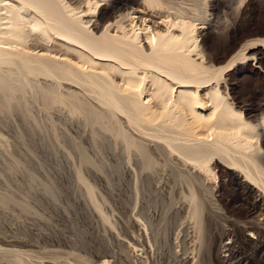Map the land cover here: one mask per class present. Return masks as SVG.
Wrapping results in <instances>:
<instances>
[{
  "label": "rangeland",
  "instance_id": "374dc122",
  "mask_svg": "<svg viewBox=\"0 0 264 264\" xmlns=\"http://www.w3.org/2000/svg\"><path fill=\"white\" fill-rule=\"evenodd\" d=\"M65 1L92 31L100 28L99 37L107 25L100 10L106 1L121 3ZM161 1L175 8L148 15L165 26L176 18L193 22L198 61L216 72L208 85L218 82L257 129L264 169V0ZM27 43L35 53L61 51L34 33ZM54 81L35 80L44 89ZM77 87L62 82L63 91L84 93ZM6 95L0 93V264H264V193L234 166L215 158L207 170L193 169L145 138L155 161L149 170L138 150L128 152L113 132L62 102L46 109L28 88L5 107ZM192 191L203 200V233Z\"/></svg>",
  "mask_w": 264,
  "mask_h": 264
},
{
  "label": "bare ground",
  "instance_id": "6f19581e",
  "mask_svg": "<svg viewBox=\"0 0 264 264\" xmlns=\"http://www.w3.org/2000/svg\"><path fill=\"white\" fill-rule=\"evenodd\" d=\"M120 1L117 5L106 1L100 10L99 19L107 25L99 37L100 28L92 31L86 16L65 0H0V93L7 94L5 107L31 88L36 99L45 100L46 109L62 102L73 115L113 132L128 152H140L149 170L155 167L152 143H146L150 138L158 142V152L176 156L193 169L207 170L215 158L225 161L253 182V190L261 188L264 193L257 129L234 108L218 82L208 85L216 72L198 61L193 22L175 17L182 21H165L166 30L164 22L154 21L147 10L175 7L161 0ZM32 33L61 51H31L27 42ZM41 76L56 84L38 87L35 80ZM62 82L75 84L84 93L63 91ZM78 176L85 184L80 170ZM89 191L93 199V188ZM189 200L202 232L203 200L195 191Z\"/></svg>",
  "mask_w": 264,
  "mask_h": 264
}]
</instances>
